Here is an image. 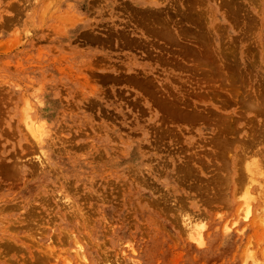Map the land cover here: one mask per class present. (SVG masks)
Returning <instances> with one entry per match:
<instances>
[{
    "label": "rangeland",
    "instance_id": "374dc122",
    "mask_svg": "<svg viewBox=\"0 0 264 264\" xmlns=\"http://www.w3.org/2000/svg\"><path fill=\"white\" fill-rule=\"evenodd\" d=\"M90 1L0 0V264H264V110L248 106L264 104V0ZM236 1L253 19L233 9ZM25 112L39 141L24 127ZM217 131L232 133L224 137L231 151L222 148L229 155L211 145ZM243 154L245 175L253 172L238 183Z\"/></svg>",
    "mask_w": 264,
    "mask_h": 264
},
{
    "label": "bare ground",
    "instance_id": "6f19581e",
    "mask_svg": "<svg viewBox=\"0 0 264 264\" xmlns=\"http://www.w3.org/2000/svg\"><path fill=\"white\" fill-rule=\"evenodd\" d=\"M23 1H24V2L26 1V2H27V0H23ZM23 1H22V2H23ZM28 1H29V0H28ZM91 1H92V0H91ZM91 1H90V2H91ZM96 1H97V0H96ZM96 1L94 0V1H93V4H94ZM131 1H132V0H131ZM139 1H140V0H139ZM150 1L156 3V1H154V0H150ZM160 1H161V0H160ZM162 1H163V0H162ZM165 1H166V0H165ZM197 1H198V2H197ZM197 1H195V3H196V2H197V3H200L199 0H197ZM203 1H204V0H203ZM218 1H219V0H218ZM225 1H226V0H223V2H224L223 5H225ZM233 1H234V0H233ZM237 1H238V0H237ZM237 1H236V2H237ZM255 1H256V0H255ZM255 1H254V2L252 1V2H253L254 5L256 6V4H258V3H257L258 0L256 1V4H255ZM12 2H13V1H12ZM20 2H21V0H20ZM22 2H21V3H22ZM26 2H25V3H26ZM85 2H86V1H85ZM110 2H111V1H110ZM158 2H159V1H158ZM211 2H212V1H211ZM223 2H221V3H223ZM228 2L231 3V1H228ZM242 2H243V1H242ZM242 2H240L241 4L237 2V4H238V5L240 4V5H239V6H238V5H237V6L234 5L235 7H233V9H235L236 7H240V8H238V9H241V8H242V7H241ZM25 3H23V4L26 5ZM30 3H31V2H30ZM45 3H46V2H45ZM159 3H160V2H159ZM204 3H205V2H204ZM233 3H234V2H233ZM233 3H232V5H233ZM248 3H249V2H248ZM248 3H247V4H248ZM253 3H250V4L253 5ZM263 3H264V2H263ZM8 4H9V6L11 7V6H15V5H16V2L11 3V5H10V2L7 3V5H8ZM12 4H13V5H12ZM14 4H15V5H14ZM27 4H28V3H27ZM33 4H34V3H33ZM36 4H37V3H36ZM49 4H50V2H49ZM49 4L47 3V5H49ZM96 4H97V3H96ZM106 4H107V3H106ZM137 4H138V2H137ZM156 4H157V3H156ZM234 4H235V3H234ZM244 4H245V3H244ZM34 5H35V4H34ZM85 5H86V3H85ZM134 5H135V4H134ZM145 5H146V7L151 6V4H150V5L145 4ZM145 5H144L143 7H145ZM147 5H148V6H147ZM194 5H195V4H194ZM199 5L201 6V4H198V6H199ZM232 5H230V6H232ZM5 6H6V5H5ZM16 6H17V5H16ZM26 6H27V5H26ZM28 6H29V5H28ZM31 6H32V5H31ZM36 6H38V5H36ZM195 6H196V5H195ZM195 6H194V8H195ZM198 6H197V7H198ZM200 6H199V7H200ZM202 6H203V5H202ZM202 6H201V7H202ZM227 6H229V5H227ZM7 7H8V6H7ZM10 7H8V8H10ZM18 7H20V5H19ZM80 7H81V6H80ZM90 7H91V6H90ZM126 7H129V6H126ZM199 7H198V8H199ZM201 7H200V8H201ZM247 7H248V6H247ZM256 7H258V6H256ZM261 7H262V6H261ZM23 8H24V7H23ZM134 8H135V7H134ZM138 8H140V7L138 6ZM198 8H197V10H198ZM227 8H228V7H227ZM229 8H230V7H229ZM244 8H245V5H244ZM244 8H242V9H244ZM11 9L14 10L13 7H12ZM18 9H19V8H18ZM110 9H111V8H110ZM131 9H132V7H131ZM141 9H142V7H141ZM141 9H138V10H140V12H142V11L145 10L144 13H146V11H147L148 8H147V9L145 8V9L142 10V11H141ZM149 9H151L152 12L154 11V8H149ZM152 9H153V10H152ZM170 9H171V8H170ZM202 9H203V8H201V11L204 10V9H203V10H202ZM231 9H232V7H231ZM233 9H232V10H233ZM22 10H23V9H22ZM136 10H137V9H136ZM192 10H194V9L192 8L191 11H192ZM195 10H196V9H195ZM197 10H196V12H197ZM228 10H230V9H228ZM232 10H231V12H233ZM244 10H245V9H244ZM244 10H243V11H244ZM248 10H249V9H248ZM248 10L246 9L245 11H248ZM261 10H262V9H261ZM19 11L21 12L20 9H19ZM134 11H135V10H134ZM157 11H158V10H157ZM157 11L155 10L154 12H157ZM235 11H236V9H235ZM250 11H251V10H249V13H251ZM253 11H254V10H253ZM256 11H257V10H256ZM17 12H18V11L16 10V13H17ZM149 12H150V11H149ZM149 12H148V13H149ZM199 12H200V10H198V13H197V14H198V17L201 16V13H202V12H201V13H199ZM206 12H207V11H206ZM209 12H210V11H209ZM138 13H139V11H138ZM157 13H158V12H157ZM182 13H183V12H182ZM204 13H205V12L203 11V14H202L203 17H204V15H205ZM213 13H214V12H213ZM252 13H253V15H252L251 17H249V19H253V17L255 16V13H254V12H252ZM252 13H251V14H252ZM159 14H161V13H159ZM199 14H200V15H199ZM223 14H224V12H223ZM229 14H230V12H229ZM251 14H250V15H251ZM5 15H6V14H5ZM5 15H4V16H5ZM140 15H141V13H140ZM161 15H162V14H161ZM179 15H180V14H179ZM195 15H196V14H195ZM217 15H218V14H217ZM225 15L227 16L228 14H225ZM239 15H240V14H239ZM261 15H262V14H261ZM8 16H9V15H8ZM8 16H7V17H8ZM141 16H142V15H141ZM164 16H165V15H164ZM206 16H207V15H206ZM256 16H258V15H256ZM180 17H181V16H180ZM191 17H192V15H191ZM195 17L197 18V15H196ZM195 17H192V19L195 18ZM216 17H217V16H216ZM217 18H218V17H217ZM226 18H227V17H226ZM177 19H178V18H177ZM258 19H259V18H258ZM142 20H143V19H142ZM149 20H150V19H149ZM161 20H162V19H161ZM174 20H175V19H174ZM194 20H196V19H194ZM137 21H138V20H137ZM139 21H140V20H139ZM204 21H205V20H204ZM7 22H8V21H7ZM150 22H151V20H150ZM162 22H163V21H162ZM210 22H211V21H210ZM253 22H254L255 24L258 23L256 19H255V21H253ZM253 22H252L253 25H252V24H251V25H252V26H255V24H254ZM256 22H257V23H256ZM138 23H139V22H138ZM141 23H142V22H141ZM147 23H149V22H147ZM217 23H218V22H217ZM150 24H151V26H152V23H150ZM164 24H166V23H164ZM141 25H142V24H141ZM2 26H3V25H2ZM154 26H155V27H154ZM166 26H168V25H166ZM193 26H195V25H193ZM144 27H145V26H144ZM146 27H147V26H146ZM215 27H216V25H215ZM218 27H219V26H218ZM263 27H264V26H263ZM153 28H155V33H156L158 30H159V31H163L160 27H159V29H157V28H156V25H154V24H153ZM153 28H152V29H153ZM216 28H217V27H216ZM156 29H157V30H156ZM160 29H161V30H160ZM247 29H248V28H247ZM165 31H166V30H165ZM162 33H163V32H162ZM163 34H164V33H163ZM172 34H173V33H172ZM164 35H166V37H167L168 34H164ZM164 35H163V37H164ZM171 36H173V35H171ZM173 37H174V36H173ZM174 38H175V37H174ZM256 51H257V50H256ZM203 57H205L204 54H202V58H203ZM205 61H206V60H205ZM207 62H209V61L207 60ZM206 64H207V63H204V65H206ZM207 65H208V64H207ZM207 65H206V67H207ZM30 68H31V67H30ZM40 68H41V67H40ZM205 73H207V72H205ZM262 76H263V74H262ZM263 77H264V76H263ZM7 84H8V83H7ZM7 86L9 87V85H7ZM10 90H13V89H10ZM41 91H42V90H41ZM9 92H10V91H9ZM261 92H262V91H261ZM13 93H14V91H13ZM15 93H16V92H15ZM254 93H255V92H254ZM258 93H259V92H258ZM258 93L256 92L255 95L258 94ZM262 93H263V92H262ZM6 94H7V93H6ZM6 94H4V95H6ZM11 94H12V93H11ZM259 94H261V93H259ZM9 95H10V94H9ZM12 95H13V94H12ZM12 95H11L10 97H13ZM251 95H253V94H250L249 96H251ZM6 96H7V95H6ZM6 96H5V97H6ZM43 96H44V95H43ZM262 96H263V98H264V95H263V94H262ZM3 97H4V96H3ZM3 97H2V98H3ZM10 97H9V98H10ZM252 97L254 98V95H253ZM245 98H246V97H245ZM248 98H249V97H248ZM257 98H258V97H256V99H257ZM259 98H260V96H259ZM263 98H262V101L264 102V99H263ZM5 99H7V98H5ZM5 99H4V100H5ZM40 99H41V98H40ZM243 99H244V98H243ZM243 99H242V100H243ZM249 99L253 100L252 98H249ZM249 99H248V100H249ZM244 100H246V99H244ZM244 100L242 101V102H243L242 104H244V103H249V102H250V101L247 102V100H246V102H244ZM10 101L12 102V99H11ZM253 101H254V100H253ZM259 101H260V100H259ZM259 101H257V103H259L258 105H256V103H255V105L258 106V107H256L255 105L252 106V103H254V102H252V101H251L252 103L250 102V103L248 104V106H250L252 109H253V107H254V111H256V110L259 111L261 108L264 110V104L262 105V107H260V102H261V101H260V102H259ZM261 104H262V103H261ZM244 105H246V104H244ZM244 105H243V106H244ZM244 107H245V106H244ZM25 108H26V107H25ZM251 108H247V107H245L244 110H245V109H251ZM255 108H256V109H255ZM257 108H258V109L260 108V109L258 110ZM27 110L29 111L28 108H27ZM257 111H256V112H257ZM38 112H39V111H38ZM260 112H261V111H259V113H260ZM24 114H25V116H24L22 119H23V121H24V127H25V129L28 131V133L31 134V136H32L33 138H35L36 140L39 141L40 138H41V130H40V128H39V125L37 124V121H36L35 116H34L33 114H31L30 112H25ZM255 114H256V113H255ZM257 114H258V113H257ZM259 115L261 116V114H259ZM256 116H257V115H256ZM262 116H264V114H262ZM262 116H261V117H262ZM249 118H251V117H249ZM229 121H230L231 124L233 123V122H231V120H228V122H229ZM40 122H42V121H39V123H40ZM225 122H227V121H225ZM228 122H227V123H228ZM249 122H251L250 119H249ZM43 123H44V122H43ZM227 123H226V124H227ZM230 123H229V124H230ZM41 124H42V123H41ZM226 124H223L224 127L226 126ZM231 124H230V125H231ZM223 125H221L220 128H221ZM233 125L236 126L235 124H233ZM233 125H231V126L233 127ZM259 125H260V124H259ZM261 125H262V124H261ZM261 125H260V126H261ZM43 126H44V125H43ZM257 126H258V125H257ZM260 126H259V127H260ZM224 127H223V128H224ZM236 127H238V128H239V127H240V128L242 127V128H243V126H236ZM245 127H246V126H245ZM259 127H258V128H259ZM48 128H49V126H48ZM220 128H219V129H220ZM223 128H221V129H223ZM233 128H235V127H233ZM238 128H237V131L239 132V129H238ZM249 128H251V129H249ZM249 128H248V130H249V132L251 133L250 130H252V128H253V127H252V124H250ZM219 129H218V131H219ZM256 129H257V128H255V130H256ZM261 129H262L261 131L264 132V131H263V128H261ZM46 130H47V129H46ZM233 130H234V129H233ZM240 130H241V129H240ZM218 131H217V133H219ZM220 131H221V130H220ZM261 131H260V132H261ZM42 132H43V131H42ZM222 132H223V131H222ZM254 132H255V131H254ZM257 132H258V131H257ZM262 132H261V134H262ZM214 133H215V132H214ZM217 133H216V134H213V135L215 136L214 138H216V142H215V140L212 141V139H211L212 142H215V144H213V143L211 142V143H212L211 145H214V146L216 145L215 147H216V149H217V148L219 147V146H217V145H218V144L220 145V144L222 143V144H221L222 147H221V145H220L221 148H218V149H219L218 151H219L220 153H222V156H224V155H229V153H230V151H231V148H230L229 145H230L231 142H229L228 139L230 140L231 138H228V137H233V136L231 135L232 133L229 134V136H228L227 134H226V135L223 134L224 137L228 136V137H227V140H225L226 138L224 139V137H222V136L220 135V133L218 134V136L220 135V137H218V136H217ZM228 133H229V131H228ZM250 133H249V134H250ZM253 134H254V133H253ZM230 135H231V136H230ZM243 135H244V134H243ZM243 135H242V136H243ZM259 135H260V133H259ZM259 135H258V138H259V137H262V138H263L264 133H263L262 136H261V135L259 136ZM29 136H30V135H29ZM211 136H212V135H211ZM247 136H248V135H247ZM254 136H255V135H254ZM42 137H43V136H42ZM217 137H218V138H221V137H222V140H221V139H218ZM235 137H236V136H235ZM207 138H208V137H207ZM212 138H213V137H212ZM244 138H246V135L244 136ZM254 138H255V137H254ZM204 139H206V138H204ZM217 139H218V140H217ZM223 139L226 141V143H225V141H224ZM256 139H257V138H256ZM207 140H208V139H207ZM249 140H251V139H249ZM257 140H258V139H257ZM257 140H256V141H257ZM259 140H260V141H259ZM259 140H258V141L261 142V141L264 140V139H259ZM204 141H205V140H204ZM204 141H203V142H204ZM220 141H221V142H220ZM222 141H224V142H222ZM227 141H228V142H227ZM231 141L234 142L233 140H231ZM236 141H237V140H236ZM238 141H239V143H240V141H244V139H243V140H239V139H238ZM247 141H248V140H247ZM256 141H253V143L256 142ZM258 141H257V143H258ZM34 142H35V140H34ZM40 142H41V141H40ZM207 142H209V141H207ZM218 142H219V143H218ZM41 143H42V142H41ZM257 143H256V144L254 143V144H255V145H259V144H257ZM261 143H263V142H261ZM197 144H198V143H197ZM204 144H205V142H204ZM206 144H209V143H206ZM226 144H227V145H226ZM228 144H229V145H228ZM240 144L242 145V143H240ZM246 144H247V143H246ZM191 145H192V144H191ZM201 145H202V144H201ZM241 145H240V146H241ZM248 145H249V143H248ZM44 146H45V145H44ZM223 146H224V147H223ZM226 146H229V149H228V147H226ZM242 146H243V145H242ZM242 146H241V147H242ZM263 146H264V144H263ZM208 147H210V146H208ZM211 147H212V146H211ZM250 147H251V146H250ZM252 147L254 148V152H256L257 150L255 151V147H254V145H253ZM257 147H258V146H257ZM193 148H194V147H193ZM222 148L228 149V150H230V151L226 150L225 152H223L225 149H222ZM244 148H245V147H244ZM258 148H261V147H258ZM258 148H257V149H258ZM263 148H264V147H263ZM263 148H262V150H264ZM208 149H209V148H208ZM238 149H240V148H238ZM238 149H237V151H239ZM242 149H243V147H242ZM242 149H240V151H241ZM209 150H210V149H209ZM259 150H260V149H259ZM214 151H215V150H214ZM214 151H213V152H214ZM244 151H245V149H244ZM244 151H243V153H244ZM260 151H261V150H260ZM260 151H259V152H260ZM228 152H229V153H228ZM248 152H249V151H248ZM252 152H253V149H252ZM252 152H250L251 155H248V157L253 155ZM259 152H257V153H259ZM214 153H215V154H214ZM214 153H213V155H216L217 157H218V155H221V154H219V153L217 154V150H216ZM226 153H228V154H226ZM238 153L240 154V155H238V156H241L242 153H241V152H238ZM245 153H246V151H245ZM196 154H198V153H196ZM246 154H247V153H246ZM254 154L256 155V159H257V157H258L257 155H258V154H256V153H254ZM204 155H205V153H204ZM243 155H244V154H243ZM255 155H254V156H255ZM207 156H208V155H207ZM222 156H221V158H222ZM203 157H204V156H202V158H203ZM208 157H209V156H208ZM244 157H246V156L244 155V156L242 157V159H241V158L237 159V157H235V158H236V160H235V161H236V163H235L236 165L234 164V166L237 167V168L240 167V168H238V169L235 168V169L237 170V172H239L238 170L243 171V172H244V171L246 172V170H243V168H245V169H246V168H247V169L250 168L249 166L246 167L247 165H244V166L242 165V164H243V159H244ZM259 157H260V153H259ZM263 157H264V156H263ZM263 157H262V158H263ZM200 158H201V157H200ZM213 158H214V157H213ZM215 158H216V157H215ZM228 158H229V157H228ZM256 159H254V160H256ZM196 160H198V159L195 158V160H193V161H196ZM201 160H202V159H201ZM228 160H229V159H228ZM237 160H239V162H238ZM254 160H253V162H254ZM41 161H42V159H41ZM193 161H192V162H193ZM199 161H200V160H199ZM202 161H204V160H202ZM229 161H230V160H229ZM240 161H242V162H240ZM256 161H257V160H256ZM256 161H255V162H256ZM260 161H262V162H261V163H262L261 165H263V161H264V159H263V160H260ZM205 162H206V161H205ZM209 163H210V162H209ZM219 163H220V162H219ZM237 163H238V164H237ZM240 163H242V164H240ZM256 163H257V162H256ZM256 163H255V165H256ZM206 164H207V163H206ZM239 164H240V166H239ZM252 164H253V163H252ZM209 165H210V164H209ZM209 165H206L205 168H207V166L209 167ZM211 165H213V164L211 163ZM219 165H222V163L219 164ZM255 165L253 164V168H254ZM213 166H214V165H213ZM215 166L217 167V170L221 168L220 166L216 165V163H215ZM215 166H214V168L211 167V169H215ZM223 166L226 167L225 164H223ZM227 166H228V165H227ZM256 166H257V165H256ZM241 167H242V168H241ZM192 168H193V167H192ZM222 168H223V167H222ZM228 168H229V166H228ZM185 169H186V168H185ZM189 169H190V167H189ZM194 169H195V168H194ZM191 170H193V169H191ZM250 170H254V169H250ZM263 170H264V169H263ZM183 171H184V170H183ZM198 171H199V170H198ZM211 171H212V170H211ZM222 171H223V170H222ZM225 171H226V170H225ZM228 171H229V170L227 169L226 173H228ZM230 171H231V170H230ZM248 171H249V170H248ZM186 172H187V170L185 171V173H186ZM243 172H242V173L239 172V173H241V174L239 175L240 177L242 176V174L245 175V172H244V173H243ZM252 172H253V171H252ZM252 172L250 171V173L248 174L249 176H248V175H245V177L242 176V177H244L243 179L241 178L242 180H241L240 178H238V179H240V180L237 179V180H238V183H239V181H242V182L245 181L244 183H246V179H247V180H248V178L251 179V174H252ZM257 172H260V173H261V174H259L260 176H262V175L264 174V173L262 174L261 169H260V171L258 170ZM189 173H190V172H189ZM203 173H204V172H203ZM213 173H216V171L213 172ZM220 173H221V172H220ZM254 173H255V171H254ZM254 173H253V174H254ZM191 174L193 175L194 173H191ZM216 174H217V173H216ZM228 174H229V173H228ZM236 174L238 175V173H236ZM246 174H247V173H246ZM257 174H258V173H257ZM192 175H191V176H192ZM194 175H195V174H194ZM198 176H199V175H198ZM221 176H224V175H221ZM235 176H236V175H235ZM239 176H236V178L239 177ZM246 176H247L248 178H247ZM224 177H226V179H224V180H225L226 182H229V181H227V176H224ZM229 177H230V176H229ZM217 178H218V174H217ZM220 178H222V177L219 176V179H220ZM245 178H246V179H245ZM261 178H262V177H261ZM244 179H245V180H244ZM191 180H192V179H191ZM209 180H210V178H209ZM221 180H222V179H221ZM224 180H223V181H224ZM234 180H235V179H234ZM243 180H244V181H243ZM255 180H256V179H255ZM260 180H261V179H260ZM260 180L258 179V184H263L264 182L261 183ZM194 181H195V179H194ZM209 182H210V181H209ZM236 182H237V181H236ZM236 182H235V183H236ZM242 182H241V183H242ZM249 182H251V181L249 180ZM259 182H260V183H259ZM193 183H194V182H193ZM241 183H240V184H241ZM244 183H242V184H243V185H246V186L249 184L248 181H247V184H244ZM256 183H257V182H256ZM209 184H211V183H209ZM240 184H239V185H240ZM207 185H208V184H207ZM219 185H220V184H219ZM222 185H223V184H222ZM191 186H193L192 183H191ZM229 186H230V184H229ZM246 186H244V187L246 188ZM208 187H209V186H208ZM220 187H221V186H220ZM227 187H228V186H227ZM236 187H238V186H236ZM247 187H249V185H248ZM191 188H193V187H191ZM211 188H212V187H211ZM245 188H244V192L246 193V192H248L249 190H248V191H247V190L245 191ZM207 189H208V188H207ZM209 189H210V188H209ZM247 189H248V188H247ZM257 189H259V188H256V192H257ZM192 190H194V189H192ZM195 190H196V189H195ZM202 190H203V189H202ZM204 190H205V189H204ZM213 190H216V189H213ZM223 190L225 191V187H222V188H221V191H222V192H223ZM226 190H227V189H226ZM228 190H229V189H228ZM233 191H234V190H233ZM261 191H262V189H261ZM261 191L258 190V193H260ZM211 192H212V191H211ZM236 192H237V188H236V190H235V194H236ZM249 192H250V191H249ZM203 193H204V192H203ZM209 193H210V192H209ZM217 193H218V195L216 196V198L219 197V198L221 199V196H220V195L223 196L224 200L227 198L226 196H224L225 192H224V194H222V193H219V192L217 191ZM233 193H234V192H233ZM251 193H252V192H251ZM251 193H250V194H251ZM258 193H257V196L259 195V196H258L259 199H260L259 201H260V202L262 201V202L264 203V195H262V194L260 195V194H258ZM195 194H196V192H195ZM212 194L214 195V193H212ZM215 194H216V192H215ZM226 194H227V193H226ZM242 194H244V193H241V195H242ZM241 195H240V197H242ZM27 196H28V195H27ZM233 196H234V195H233ZM251 196H252V194H251ZM251 196L249 197V196L247 195V197H246L247 200L244 201V202L241 204V205H243V204L246 202L245 205H243V207H242V206H239L238 211L240 210V207H242V208L245 207V208H246V209L244 208L243 210H242V209L240 210V215L242 214V216H243L245 213H246L245 215H247V213L249 212L247 206L249 207V204H248V203H249V199L251 198ZM192 197H194V196L192 195ZM225 197H226V198H225ZM254 197H256V196L253 194L251 200H253ZM260 197H261V198H260ZM262 197H263V198H262ZM208 198H209V197H208ZM208 198L206 199V202H210V203H211V201H213V199L215 198V196L212 197V196L210 195V199H212V200L209 199V201H208ZM229 198H230V197L228 196V198L226 199L227 201H225L226 206H228V204L230 205V203H228V199H229ZM236 198H238V196H237V197L235 196V199H236ZM243 198H245V197L243 196ZM243 198H242V200H243ZM197 199H198V198H197ZM262 199H263V200H262ZM242 200H241V201H242ZM199 201H200V200H199ZM203 201H205V200H203ZM214 202H215V201H214ZM229 202H230V199H229ZM234 202H236V200H235ZM262 202L260 203V204H261L260 208L262 207V208L264 209V206H262V205H264V204H263ZM252 203H253V201H252ZM200 204H201V203H200ZM200 204H199V205H200ZM212 204H213V203H212ZM216 204H217V203H216ZM222 204L225 206L224 203H222ZM199 205H198V206H199ZM223 205H221V207H224ZM215 206H216V205H215ZM215 206H214V207H215ZM217 206H218V205H217ZM217 206H216V207H217ZM250 206H252V205L250 204ZM199 207H200V206H199ZM214 207H213V208H214ZM216 207H215V208H216ZM229 207H230V206H229ZM229 207H225V208L228 209ZM6 208H7V207H6ZM192 208H193V207H192ZM257 208H258V207H257ZM260 208H258L259 210H257V211H260V210L263 211V209H262V208L260 209ZM218 209H219V208H218ZM234 209H235V208H234ZM234 209H233V210H234ZM202 210H204V209L202 208ZM224 210H225V209L223 208V211H224ZM245 210H246V212H245ZM143 211H144V210H143ZM210 211H211V210H210ZM214 211H216V210H214ZM218 211H219V210H218ZM220 211H221V209H220ZM242 211H244V213H242ZM254 211H255V209H254ZM262 211H260L259 213H260L261 215L263 214L262 216H264V212H262ZM216 212H217V211H216ZM225 212H226V211H225ZM227 212H228V211H227ZM255 212H256V211H255ZM255 212H254V213H255ZM145 213H146V212H145ZM207 213H208V211H207ZM218 213H221V212H217V214H218ZM252 213H253V212H252ZM257 213H258V212H257ZM257 213L254 214L256 217L258 216L257 219H259V218L261 217V219H259L261 222H260L259 224H257V225L263 226L262 216H261L259 213H258V214H257ZM141 214H142V213H141ZM147 214H148V213H147ZM194 214H195V213H194ZM211 214H212V213H211ZM211 214H210V215H211ZM238 214H239V213H238ZM238 214H237V216L239 217ZM0 215H1V214H0ZM58 215H59V214H58ZM222 215H223V214H222ZM229 215H230V214H229ZM233 215H234V214H233ZM245 215H244L242 218H245ZM249 215H250V214H249ZM62 216H63V215H62ZM144 216H145V215H144ZM183 216H185V215H183ZM196 216H197V215H196ZM211 216H212V215H211ZM227 216H228V215H227ZM230 216H231V215H230ZM237 216H236V217H237ZM259 216H260V217H259ZM10 217H11V216H10ZM85 217H86V216H85ZM213 217H214V216H213ZM219 217H220V215H219ZM234 217H235V216H234ZM236 217H235V218H236ZM250 217H251V215H250ZM250 217H249V218H250ZM256 217H254V218H256ZM61 218H62V217H61ZM230 218H231V217H230ZM263 218H264V217H263ZM144 219H145V218H144ZM186 219H187V218H186ZM226 219H227V218H226ZM232 219H233V218H231V222H232ZM240 219H241V218H240ZM250 219H251V218H250ZM252 219H253V218H252ZM2 220H4L3 222L5 223L6 219H2ZM9 220H10V219H9ZM56 220H57V219H56ZM212 220H213V219H211V221H212ZM220 220H221V219H220ZM263 220H264V219H263ZM12 221H14L13 218H12ZM20 221H21V220H20ZM59 221H60V220H59ZM182 221H184V220H182ZM187 221H189V220H187ZM194 221H195V220H194ZM249 221H250V220H249ZM0 222H2V221L0 220ZM9 222H10V221H9ZM16 222H17V221H16ZM32 222H33V221H32ZM216 222H217V220H216ZM216 222H215V223H216ZM222 222H224V221H222ZM225 222H226V221H225ZM234 222H235V221H234ZM253 222H254V220H253ZM257 222H258V220H257ZM26 223H28V222L26 221ZM194 223H195V222H194ZM228 223H229V222H228ZM228 223H227V224H228ZM240 223H241V222H240ZM244 223H246V222H243V225H244ZM251 223H252V222H251ZM251 223H250V225H251ZM255 223H256V222H255ZM261 223H262V224H261ZM5 224H6V223H5ZM24 224H25V223H24ZM60 224H61V223H60ZM145 224H146V223H145ZM145 224H144V225H145ZM149 224H150V223H149ZM183 224H185V222H184ZM188 224H189V222H188ZM190 224L193 225V223H190ZM224 224H225V223H224ZM236 224H237V223H236ZM253 224H254V223H253ZM9 225H10V224H9ZM13 225H14V224H13ZM13 225H12V226H13ZM21 225H22V224H21ZM21 225H20V227H22ZM66 225H67V224H66ZM68 225H69V224H68ZM110 225H111V224H110ZM186 225H187V222H186L185 226H186ZM200 225H201V224H200ZM225 225H226V224H225ZM229 225H230V224H229ZM232 225H233V224H232ZM232 225H230V226H232ZM237 225H238V224H237ZM239 225H240V224H239ZM257 225H255V227H256ZM12 226H10V228H11ZM16 226L18 227V225H16ZM16 226H15V227H16ZM74 226H75V225H74ZM98 226H99V225H98ZM194 226H195V224H194ZM227 226H228V225H227ZM227 226H226V228H227ZM235 226H236V225H235ZM244 226H245V225H244ZM2 227H3V226H2ZM15 227H14V229H15ZM72 227H73V226H72ZM124 227H125V226H124ZM146 227H147V226H146ZM153 227H154V226H153ZM220 227H221V226H220ZM236 227H237V226H236ZM242 227H243V226H242ZM251 227H252V225H251ZM12 228H13V227H12ZM12 228H11V230H12ZM66 228H67V227H66ZM148 228H149V227H148ZM186 228H187V230L190 229V228H188V226H186ZM186 228H185V229H186ZM221 228H222V227H221ZM253 228H254V227H253ZM253 228H252V229H253ZM8 229H9V227H8ZM21 229H22V228H21ZM82 229H83V228H82ZM92 229H93V228H92ZM116 229H117V228H116ZM150 229H152V228H150ZM155 229H156V228H155ZM224 229H225V228H224ZM234 229H235V228H234ZM242 229H243V228H242ZM255 229H256V228H254L253 231H255ZM260 229H261L260 232H262V229H263V232H264V228H263V227H262V228L260 227ZM6 230H7V229H6ZM11 230L9 229V231H11ZM15 230H16V229H15ZM69 230H70V229H69ZM74 230H75V229H74ZM78 230H79V229H78ZM83 230H84V229H83ZM88 230H90V229H88ZM239 230H240V229H239ZM239 230H238V232H239ZM0 231H1V230H0ZM9 231H7V232H9ZM21 231H22V230H21ZM58 231H59V230H58ZM153 231H154V230H153ZM217 231H218V230H217ZM241 231H242V230H241ZM1 232H2V231H1ZM7 232H6V233H7ZM13 232H14V231H13ZM73 232H74V231H73ZM80 232H81V231H80ZM144 232H145V231H144ZM250 232H251V231H250ZM255 232H257V231H255ZM258 232H259V231H258ZM260 232H259V233H260ZM263 232H262V233H263ZM4 233H5V231H4ZM6 233H5V234H6ZM90 233H91V232H90ZM149 233H150V230H149ZM155 233H156V232H155ZM155 233H154V234H155ZM187 233L190 234L189 231H188ZM236 233H237V232H236ZM10 234H11V233H10ZM21 234H22V232H21ZM63 234H64V233H63ZM67 234H69V233H67ZM189 234H188V236L190 237V239H192V238H191L192 235H189ZM211 234H212V233H211ZM218 234H219V233H218ZM247 234H248V232H247ZM263 234H264V233H263ZM3 235H4V234H3ZM25 235H26V233H25ZM27 235H28V234H27ZM34 235H35V234H34ZM71 235H72V233H71ZM83 235H84V234H83ZM158 235H159V234H158ZM162 235H163V234H162ZM202 235H203V234H202ZM261 235H262V234H260V235L257 234V236H259V238H258L259 240H260V236H261ZM6 236H7V234H6ZM6 236H4V238H5ZM8 236H9V235H8ZM8 236H7V237H8ZM32 236H33V235H32ZM67 236H69V235H67ZM74 236H76V235L74 234ZM84 236H85V235H84ZM144 236H145V235H144ZM154 236H155V235H154ZM204 236H205V235H204ZM220 236H221V235H220ZM240 236H241V235H240ZM244 236H245V235H244ZM249 236H250V235H249ZM9 237H11V235H10ZM21 237H24V236H21ZM28 237H29V236H28ZM155 237L158 238L157 236H155ZM189 237H188V238H189ZM218 237H219V236H218ZM0 238H1V237H0ZM33 238H35V237H33ZM143 238H144V237H143ZM219 238H220V237H219ZM246 238H247V237H246ZM263 238H264V236H263ZM5 239L7 240V238H5ZM24 239L27 241V236H25ZM77 239H78V238H77ZM82 239H83V237L81 238V240H82ZM88 239H89V238H88ZM152 239H154V237H153ZM193 239H194V238H193ZM193 239H192V240H193ZM235 239H236V238H235ZM249 239H250V237H249ZM249 239H248V240H249ZM10 240H11V238L9 239V241H10ZM28 240H29V238H28ZM32 240H33V239H32ZM75 240H76V239L74 238V242H75ZM154 240H155V239H154ZM154 240H153V241H154ZM163 240H164V239H163ZM245 240H246V239H245ZM7 241H8V240H7ZM29 241H30V240H29ZM147 241H148V240H147ZM202 241H203V240H202ZM208 241H209V240H208ZM229 241H230V240H229ZM251 241H252V240H250V243H251ZM11 242H12V241H11ZM16 242H17V241H16ZM20 242H21V241H20ZM22 242H24V240H23ZM149 242H150V241H149ZM199 242H200V241H199ZM246 242H248V241H246ZM246 242L244 243V245L247 244ZM2 243H3V242H2ZM2 243L0 242V245H1ZM9 243H10V242H9ZM17 243H19V242H17ZM17 243H16V244H17ZM24 243H26V242H24ZM24 243H23V244H24ZM76 243H77V241H76ZM93 243H94V241H93ZM93 243H92V244H93ZM201 243H202V242H201ZM248 243H249V242H248ZM10 244H11V243H10ZM10 244H9L8 246H9V247L11 246V249H12L13 246L10 245ZM12 244L14 245V243H12ZM28 244H31V243L29 242ZM37 244H38V243H37ZM240 244H241V243H240ZM20 245H21V244H20ZM81 245H82V244H81ZM86 245H87V244H86ZM218 245H219V244H218ZM231 245H232V244H231ZM231 245H230V246H231ZM247 245H249V244H247ZM263 245H264V242H263ZM2 246H3V245H2ZM8 246H6L7 249H9ZM16 246H18V245H16ZM31 246H33V245H31ZM0 247H1V246H0ZM22 247H23V245H22ZM22 247H21V248H22ZM26 247H27V246H26ZM147 247H148V246H147ZM147 247H146V248H147ZM213 247H214V246H213ZM4 248H5V247H4ZM19 248H20V247H19ZM19 248H18V247L15 248V245H14V249H16L17 251H18ZM21 248H20V249H21ZM76 248L79 249V252H81V249H80L81 247H79V243H78V247H75V251H76ZM182 248H183V247H182ZM217 248H218V247H217ZM236 248H238V247H236ZM242 248H243V247H242ZM1 249H2V250H1ZM1 249H0V250L3 251V248H1ZM7 249H5V250H7ZM20 249H19V250H20ZM48 249H49V248H48ZM121 249H122V248H121ZM124 249H125V248H124ZM214 249H215V248H214ZM5 250H4V252H5ZM12 250H13V249H12ZM21 250L23 251L24 248L21 249ZM33 250H34V249H33ZM33 250H32V251H33ZM122 250H123V249H122ZM125 250H126V249H125ZM145 250H146V249H145ZM149 250H150V249H149ZM149 250H147V251H149ZM186 250H187V247H186ZM211 250H212V249H211ZM10 251H11V250H10ZM13 251H14V250H13ZM24 251H25V250H24ZM42 251H43V250H42ZM83 251H84V250H83ZM85 251H87V250H85ZM150 251H151V250H150ZM152 251H153V250H152ZM218 251H219V250H218ZM8 252H9V250H8ZM8 252L6 251V253H7V257H8ZM14 252H15V251H14ZM18 252H19V251H18ZM29 252H30V251H29ZM44 252H45V254H46L47 251H44ZM194 252H195V251H194ZM205 252H206V251H205ZM216 252H217V251H216ZM235 252H236V251H235ZM1 253H3V252H1ZM1 253H0V254H1ZM6 253H4L5 256H6ZM16 253H17V252H16ZM42 253H43V252H42ZM48 253H49V252H48ZM85 253H86V252H84V254H85ZM147 253H148V252H147ZM158 253H160V252H158ZM185 253H186V252H185ZM214 253H215V252H214ZM222 253H224V252H222ZM18 254H19V253H18ZM30 254H31V253H30ZM30 254H29V255H30ZM79 254H80V253H79ZM88 254H89V253H88ZM149 254H151V253H149ZM206 254H207V253H206ZM2 255H3V254H2ZM2 255H0V256H2ZM9 255H10V254H9ZM20 255H21V254H20ZM35 255H36V253H35ZM43 255H44V254H42L41 256H43ZM47 255H49V254H46V256H47ZM81 255H82V253H81ZM194 255H195V254H194ZM197 255H198V254H197ZM201 255H202V254H201ZM208 255H209V254H208ZM210 255H212V254H210ZM36 256H37V255H36ZM203 256H204V255H203ZM7 257H5V259H9V258L12 259L11 257H8V258H7ZM18 257H20V256H18ZM21 257H22V255H21ZM21 257L18 258V259H20V260L23 259L22 262H24V257H22V258H21ZM32 257H33V256H32ZM38 257H39V256H38ZM38 257H37V258H38ZM47 257H48V256H47ZM47 257H46V258L43 257V258L49 261V259H48ZM80 257H82V256H80ZM87 257H88V256H87ZM147 257H148V256H146V259H147ZM2 258H3V257H2ZM14 258H16V257H14ZM14 258H13V260H14ZM27 258H28V257H27ZM27 258H26V259H27ZM40 258L43 259L42 257H40ZM148 258H149V257H148ZM18 259H17V261H18ZM65 259H66V258H65ZM77 259H78V258H77ZM84 259H85V258H83V261H84ZM196 259H197V258H196ZM205 259H206V258H205ZM243 259H244V258H243ZM2 260H3V259H2ZM20 260H19V261H20ZM32 260H33V259H32ZM78 260H82V259L79 258ZM88 260H89V259H88ZM220 260H221V259H220ZM241 260H242V259H241ZM14 261H15V260H14ZM17 261H16V262H17ZM69 261H70V260L68 259V261H66V262L69 263ZM74 261H76V260H74ZM85 261H86V260H85ZM213 261H214V260H213ZM242 261H243V260H242ZM20 262H21V261H20ZM26 262H27V260H26ZM28 262H29V260H28ZM31 262H32V261H31ZM33 262H34V261H33ZM33 262H32V263H33ZM77 262H78V261H77ZM233 262H234V261H233ZM244 262H245V260H244ZM29 263H30V262H29ZM34 263H35V262H34ZM34 263H33V264H34ZM73 263H74V262H73ZM79 263H80V262H79ZM83 263H84V262H83ZM152 263H153V262H152ZM192 263H193V262H192ZM19 264H20V263H19ZM84 264H86V263H84ZM87 264H88V263H87ZM91 264H92V263H91ZM153 264H154V263H153ZM219 264H220V263H219ZM229 264H230V263H229ZM245 264H246V263H245Z\"/></svg>",
    "mask_w": 264,
    "mask_h": 264
}]
</instances>
